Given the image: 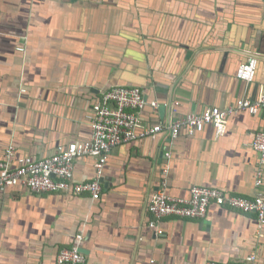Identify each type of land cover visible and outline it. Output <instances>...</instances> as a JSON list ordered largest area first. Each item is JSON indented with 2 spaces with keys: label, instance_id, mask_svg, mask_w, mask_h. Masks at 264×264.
<instances>
[{
  "label": "crops",
  "instance_id": "1",
  "mask_svg": "<svg viewBox=\"0 0 264 264\" xmlns=\"http://www.w3.org/2000/svg\"><path fill=\"white\" fill-rule=\"evenodd\" d=\"M243 51L264 55V0H0V158L12 146L17 167L89 140L92 107L115 85L144 87L159 102L140 112L142 128L257 97L263 62L245 88L235 75ZM261 129L264 111L242 110L222 131L206 124L122 143L109 155L99 199L21 185L0 191V264H57L80 233L81 264H247L251 254L264 264L256 212L213 203L206 218L159 219L160 234L149 208L159 190L188 199L196 185L264 196L253 146ZM94 163L77 157L76 180L94 179Z\"/></svg>",
  "mask_w": 264,
  "mask_h": 264
},
{
  "label": "built area",
  "instance_id": "2",
  "mask_svg": "<svg viewBox=\"0 0 264 264\" xmlns=\"http://www.w3.org/2000/svg\"><path fill=\"white\" fill-rule=\"evenodd\" d=\"M19 50H24L20 47ZM257 58L251 57L241 65L238 77L251 82L255 77ZM148 104L143 89L136 85H115L103 91L100 99L93 105L89 116L92 136L82 144L70 143L59 146L57 151L44 159L33 160L29 157L20 159L17 167L10 164L14 148L11 146L5 158H0V191L12 186H26L35 192H63L73 194L89 193L99 199L103 186L101 178L112 149L122 143L145 137H156L161 132H168L171 138H177L183 130L189 134L202 131L206 124H213L218 131L225 128L227 117L242 110L256 114L264 107V93L256 101L243 97L226 108L210 106L202 112L191 113L182 119H175L167 124H155L141 127L140 112ZM151 104L159 106L154 100ZM179 101L176 105H179ZM254 148L260 153V162L264 164V129L256 133ZM170 156L169 152L165 153ZM81 155H89L95 159L96 175L88 181H77L75 178V160ZM261 174V173H259ZM262 179L258 177L257 183ZM163 184H166L165 182ZM239 210L256 212L259 223L264 225V196L256 195L248 198L240 195L227 194L222 189L196 185L191 189L190 198L175 197L166 190H159L152 195L149 208L154 216L150 226L158 228V221L166 216L182 218H206L211 204ZM79 242L83 239L80 233ZM79 242L71 248L63 249L57 257V264H81L86 260ZM256 255L247 257V264H253ZM151 264L155 259H151ZM207 264H228L209 261Z\"/></svg>",
  "mask_w": 264,
  "mask_h": 264
},
{
  "label": "water",
  "instance_id": "3",
  "mask_svg": "<svg viewBox=\"0 0 264 264\" xmlns=\"http://www.w3.org/2000/svg\"><path fill=\"white\" fill-rule=\"evenodd\" d=\"M243 52H244L245 54H247L248 57L238 65L237 70H236V74H235V75H236V77H237L241 82L244 83L245 88H246L247 85H248L249 83H253V82L257 81V79H258V74H259V69H260V65H261L262 62H263V69H264V55H261V53H259V52H254V53L246 52V51H243ZM251 57H255V58H257L256 73H255V77L253 78V80H252L251 82H247L246 80L241 79V78L238 77V72H239V69H240L241 65L247 63ZM261 81H262V83L264 84V78L261 77ZM141 88L143 89L144 87H141ZM143 93H144L145 98L148 99V97H147V95H146V93H145V88L143 89ZM263 93H264V91H263ZM259 96H260V95H258L257 97H253L252 99L250 98V99L253 100V101H256V100L258 99ZM241 97L243 98V95H242ZM241 97H240V98H241ZM240 98H239V99H240ZM248 98H249V97H248ZM237 100H238V99H237ZM147 101H148V103H151V102H152L151 100H147ZM160 111H163V105L160 107ZM245 111H246L247 113H250L248 110H245ZM261 111H264V107L260 108L259 111H258L256 114H258V113L261 112ZM251 115H255V114H252V113H251ZM261 130H263V129H261ZM257 132H258V131H257ZM257 132H256V133H257ZM166 152H167V150L165 149L164 146H162V147H161V155L165 154ZM100 180H102V178H101ZM80 250L83 251V249H82L81 247H80Z\"/></svg>",
  "mask_w": 264,
  "mask_h": 264
}]
</instances>
